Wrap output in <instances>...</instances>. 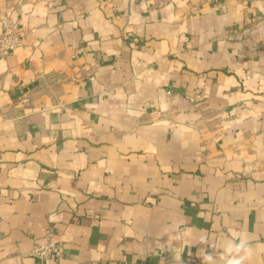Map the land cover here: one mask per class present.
<instances>
[{
	"label": "crops",
	"instance_id": "obj_1",
	"mask_svg": "<svg viewBox=\"0 0 264 264\" xmlns=\"http://www.w3.org/2000/svg\"><path fill=\"white\" fill-rule=\"evenodd\" d=\"M0 264H264V0H0ZM207 237L214 248L199 243Z\"/></svg>",
	"mask_w": 264,
	"mask_h": 264
},
{
	"label": "built area",
	"instance_id": "obj_2",
	"mask_svg": "<svg viewBox=\"0 0 264 264\" xmlns=\"http://www.w3.org/2000/svg\"><path fill=\"white\" fill-rule=\"evenodd\" d=\"M22 42L18 25L11 20L2 22V31L0 32V59L9 56L17 49ZM30 256L44 264L52 259L59 260L63 257L62 245L53 240L52 236H47L45 241L35 243Z\"/></svg>",
	"mask_w": 264,
	"mask_h": 264
},
{
	"label": "clouds",
	"instance_id": "obj_3",
	"mask_svg": "<svg viewBox=\"0 0 264 264\" xmlns=\"http://www.w3.org/2000/svg\"><path fill=\"white\" fill-rule=\"evenodd\" d=\"M201 244L209 245L214 248L207 237H202ZM202 258V264H217V258L213 253L206 252L203 248L197 253ZM254 255V248L245 237L239 239H229L226 241L220 259L223 264H247Z\"/></svg>",
	"mask_w": 264,
	"mask_h": 264
}]
</instances>
